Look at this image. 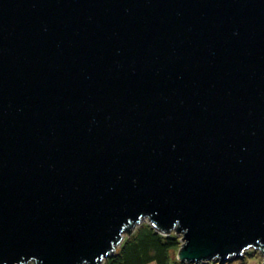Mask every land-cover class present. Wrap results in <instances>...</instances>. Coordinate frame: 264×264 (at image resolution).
I'll use <instances>...</instances> for the list:
<instances>
[{"label":"water","instance_id":"95a60500","mask_svg":"<svg viewBox=\"0 0 264 264\" xmlns=\"http://www.w3.org/2000/svg\"><path fill=\"white\" fill-rule=\"evenodd\" d=\"M146 221L264 259V0H0V264H105Z\"/></svg>","mask_w":264,"mask_h":264},{"label":"trees","instance_id":"16d2710c","mask_svg":"<svg viewBox=\"0 0 264 264\" xmlns=\"http://www.w3.org/2000/svg\"><path fill=\"white\" fill-rule=\"evenodd\" d=\"M181 247L179 238L165 237L149 224L138 229L133 239L123 245L105 264H183L173 261V253Z\"/></svg>","mask_w":264,"mask_h":264},{"label":"rangeland","instance_id":"374dc122","mask_svg":"<svg viewBox=\"0 0 264 264\" xmlns=\"http://www.w3.org/2000/svg\"><path fill=\"white\" fill-rule=\"evenodd\" d=\"M146 224H148L147 221L144 222L141 226L146 225ZM141 226H139V227H137L136 229H134L131 233H128V234H127V232L124 233V240H123L121 246L118 247L117 252H118L119 250H121V248L123 247V245H124L125 243H127L128 241H130L131 239L134 238V236H135V235L137 234V232H138V229H139ZM172 235H173L174 237H176V238H179V240L181 241V236H177L175 233H173ZM180 248H181V247H180ZM179 250H180V249H179ZM179 250H178V252H179ZM117 252H116V253H117ZM178 252L173 253V255H172L173 261H178V258H177V256H178ZM263 260H264V259H263V256H261L260 253L250 251V252L247 253V256H246L243 260H241V261H235V262H231V263H226V264H263ZM183 264H184V263H183ZM209 264H214V263L211 262V263H209ZM217 264H218V263H217Z\"/></svg>","mask_w":264,"mask_h":264},{"label":"built area","instance_id":"2783aa9c","mask_svg":"<svg viewBox=\"0 0 264 264\" xmlns=\"http://www.w3.org/2000/svg\"><path fill=\"white\" fill-rule=\"evenodd\" d=\"M29 264H36L35 262H30Z\"/></svg>","mask_w":264,"mask_h":264},{"label":"crops","instance_id":"0c3cea01","mask_svg":"<svg viewBox=\"0 0 264 264\" xmlns=\"http://www.w3.org/2000/svg\"><path fill=\"white\" fill-rule=\"evenodd\" d=\"M150 264H156L155 262H153V263H150Z\"/></svg>","mask_w":264,"mask_h":264}]
</instances>
